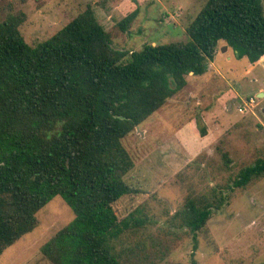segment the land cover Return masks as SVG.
I'll use <instances>...</instances> for the list:
<instances>
[{"label":"trees","instance_id":"obj_1","mask_svg":"<svg viewBox=\"0 0 264 264\" xmlns=\"http://www.w3.org/2000/svg\"><path fill=\"white\" fill-rule=\"evenodd\" d=\"M137 16L123 19L121 30ZM24 20L0 21V256L33 232L37 214L60 196L75 218L42 247L52 264H134L115 247L147 223L138 212L120 220L113 207L133 192L125 177L135 163L123 141L182 91L189 75L205 74L219 43L252 64L264 58L262 0H208L186 28V43L136 52L114 48L90 7L36 46L21 34ZM197 127L205 137L201 121ZM263 177L258 159L233 186ZM212 198L189 199L178 213L194 237L222 205V196Z\"/></svg>","mask_w":264,"mask_h":264},{"label":"rangeland","instance_id":"obj_2","mask_svg":"<svg viewBox=\"0 0 264 264\" xmlns=\"http://www.w3.org/2000/svg\"><path fill=\"white\" fill-rule=\"evenodd\" d=\"M207 1L0 0V21L23 14L21 34L36 46L90 7L114 48L136 52L186 43V28ZM135 10L138 16L122 31L118 24ZM210 63L123 141L135 163L125 177L133 192L113 207L120 220L138 212L147 223L115 247L134 264H264V177L233 186L243 168L264 159V95H258L264 93V58L252 64L219 43ZM243 94L256 105L240 112ZM214 193L222 205L194 237L178 213L187 200L213 199ZM74 218L60 196L53 198L37 214L34 231L6 249L0 264H52L42 247Z\"/></svg>","mask_w":264,"mask_h":264},{"label":"built area","instance_id":"obj_3","mask_svg":"<svg viewBox=\"0 0 264 264\" xmlns=\"http://www.w3.org/2000/svg\"><path fill=\"white\" fill-rule=\"evenodd\" d=\"M242 102L243 105H241L238 109L240 112H245L256 105V100L254 97H244L242 98Z\"/></svg>","mask_w":264,"mask_h":264},{"label":"crops","instance_id":"obj_4","mask_svg":"<svg viewBox=\"0 0 264 264\" xmlns=\"http://www.w3.org/2000/svg\"><path fill=\"white\" fill-rule=\"evenodd\" d=\"M209 65H212V63H210ZM210 67V66H209ZM212 70L209 69L208 72H211ZM247 94H243V97H246ZM196 126H197V122H196Z\"/></svg>","mask_w":264,"mask_h":264},{"label":"water","instance_id":"obj_5","mask_svg":"<svg viewBox=\"0 0 264 264\" xmlns=\"http://www.w3.org/2000/svg\"><path fill=\"white\" fill-rule=\"evenodd\" d=\"M258 95H259V96H263V95H264V93H259ZM138 128H139V127H137V129H138Z\"/></svg>","mask_w":264,"mask_h":264}]
</instances>
